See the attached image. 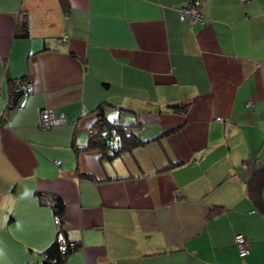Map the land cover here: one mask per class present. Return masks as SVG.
<instances>
[{
	"label": "crops",
	"instance_id": "1",
	"mask_svg": "<svg viewBox=\"0 0 264 264\" xmlns=\"http://www.w3.org/2000/svg\"><path fill=\"white\" fill-rule=\"evenodd\" d=\"M194 1L0 0V264H43L56 216L78 243L62 264H264L247 192L264 167V0H197L204 21L180 19ZM47 109L65 122L40 128ZM98 113L139 142L91 147Z\"/></svg>",
	"mask_w": 264,
	"mask_h": 264
},
{
	"label": "trees",
	"instance_id": "2",
	"mask_svg": "<svg viewBox=\"0 0 264 264\" xmlns=\"http://www.w3.org/2000/svg\"><path fill=\"white\" fill-rule=\"evenodd\" d=\"M16 93H17L16 91H13V95H15ZM171 109L173 111H179L182 113L185 111V107L181 108L178 105H172ZM94 126L96 133L92 137H90L89 145L91 147L99 148L101 152L104 155H106L108 158L112 157V155H114L119 151L118 148L119 143L122 142L123 144L121 145L122 147L129 148L139 142L136 138L135 131H133L130 126L116 122H109L106 120V118L103 115L101 116V113L97 114V119ZM125 126L130 128L128 133L124 132L123 130ZM141 126L142 124L136 125L137 128ZM263 186H264V167H261L259 169L254 170L251 176L249 177L247 182V192H248V196L256 205V207H258L262 211H264V202L261 196V190ZM55 207L57 213L58 214L61 213L62 205L59 202L55 204ZM59 232L63 234L61 229ZM67 242L69 243L71 241H67ZM76 247H78V243L74 242V247L70 248L68 246L65 253H63L59 247L58 239L56 238L54 242L49 244L44 249L42 253L43 256L42 262L43 264H62V260L64 256L73 249H75Z\"/></svg>",
	"mask_w": 264,
	"mask_h": 264
},
{
	"label": "built area",
	"instance_id": "3",
	"mask_svg": "<svg viewBox=\"0 0 264 264\" xmlns=\"http://www.w3.org/2000/svg\"><path fill=\"white\" fill-rule=\"evenodd\" d=\"M242 2H244L245 0H241ZM178 15L180 17V19H185L186 17L191 18L195 21H199V22H203L204 21V16L203 13L200 11L199 7H198V1L195 0L194 4L190 7L188 6H183L181 8L178 9ZM67 37V35H63L62 36V40H64ZM29 82L28 81H23L21 82L18 86L15 87L16 92L20 93V92H25L28 90L29 88ZM215 119L217 121H221L222 118L220 116L215 117ZM65 122V115L63 113H59L56 114L54 111L47 109L44 110L40 113L39 116V121H38V126L42 129L45 128H49L52 126H56V125H60L62 123ZM124 132L128 133L130 128L129 127H124L123 128ZM141 127L137 128V131L140 132ZM90 137H92L95 133L96 130L94 129H90ZM59 160H56L55 163L59 164ZM55 224L58 227V243H59V247L61 249V251L63 253H65L67 247L69 246L70 248L74 247V242H67L63 236V234L60 231V221L59 218L56 216L55 217ZM233 245L237 250V253L240 257H244L249 253V249H250V244L249 241L247 240V238L240 232H237L234 234L233 236ZM26 264H34L32 262H28Z\"/></svg>",
	"mask_w": 264,
	"mask_h": 264
},
{
	"label": "water",
	"instance_id": "4",
	"mask_svg": "<svg viewBox=\"0 0 264 264\" xmlns=\"http://www.w3.org/2000/svg\"><path fill=\"white\" fill-rule=\"evenodd\" d=\"M21 93L22 92H20V93H16L15 95H14V97H13V99H12V104H15L16 103V101L18 100V98L21 96Z\"/></svg>",
	"mask_w": 264,
	"mask_h": 264
}]
</instances>
